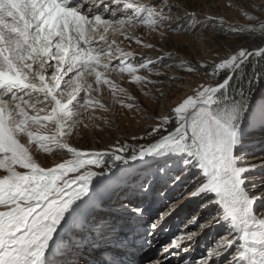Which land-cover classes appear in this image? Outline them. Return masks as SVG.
<instances>
[{
    "label": "snow or ice",
    "instance_id": "obj_1",
    "mask_svg": "<svg viewBox=\"0 0 264 264\" xmlns=\"http://www.w3.org/2000/svg\"><path fill=\"white\" fill-rule=\"evenodd\" d=\"M108 2L116 6L104 8L112 19L92 7L85 11L89 0H0V264H52L47 254L57 244L54 236L90 197L97 178L115 176L121 165L150 168L160 157H178L181 164L173 170L165 163L153 173L161 182L157 195L174 201L165 205L167 212L144 221L143 207L131 209L146 228L145 243H150L147 236L166 217L180 213L186 202L202 198L206 200L202 207L218 206L212 219L226 224L228 231L197 264H217L226 252L231 257L227 264H264V214L257 216L255 209L264 200V191L257 192L251 180L257 164L246 163L241 154L255 135L247 129L258 127L264 135V98L257 102L253 91L257 84L264 86V64H260L264 47H240L211 64L172 53L137 57L122 46L124 41L144 49L156 47L136 35L133 29L138 25L159 30L161 36L179 31L169 26L171 6L167 0L160 8L141 0ZM244 14L251 23L233 31L259 32L264 43V21ZM204 39L197 37L200 43ZM254 58L259 66L248 73L246 66ZM165 59L179 60L168 68L183 69L190 76L202 71L213 80L191 84L190 92L151 126L147 143L130 146L117 141L105 151L69 144L81 127L95 126L92 122L101 119L97 112L115 115L117 107L142 112L131 86L144 96L155 91L157 103L166 97L161 77L168 73L157 69ZM168 79L169 89L179 91L175 82L181 78ZM41 152H66L70 158L46 167L36 155ZM259 166L264 167V162ZM192 169L199 170L203 179L179 191ZM138 188L145 195L153 191L151 181ZM187 223H198V217L192 215ZM196 235L188 231L173 239L163 255L188 251L184 242Z\"/></svg>",
    "mask_w": 264,
    "mask_h": 264
},
{
    "label": "rangeland",
    "instance_id": "obj_2",
    "mask_svg": "<svg viewBox=\"0 0 264 264\" xmlns=\"http://www.w3.org/2000/svg\"><path fill=\"white\" fill-rule=\"evenodd\" d=\"M141 2L145 4H155L157 8L163 6L162 0H141ZM167 3L172 8L170 13L172 19L169 26L179 29V31H166L164 36H161L159 30L153 32L146 26L138 25L133 29L136 35L140 36L145 42L155 43L156 47L153 49H144L134 43L124 41L122 46L125 47L126 50L133 51L137 57L141 55L166 57L167 53H172L173 55L189 61L207 60L208 63L211 64L213 61L218 62L220 57H227L230 54H235V50H238L240 47H246L249 50L256 48L254 45L255 34L233 31V28L242 27L251 23L244 14L245 12H247L248 15L259 17L260 21H264V0H167ZM98 4L100 6L97 12L102 14L104 18L112 19L109 13L104 11V8L108 7L109 10H112L116 6L110 4L107 0H105L103 4L98 0ZM229 25L233 27L230 28ZM198 36H203L205 38L203 43L197 41ZM262 47H264V45ZM178 63L179 60L173 61L165 59L162 63L157 65V69L162 72H167L168 77H180L181 79L175 82V88L180 89L179 91L175 89L170 90L168 87L170 83L168 77H161V79L165 80V85L162 87L167 93V96L159 98V103H157L158 93L155 91H152L150 96H144L143 92L140 91L138 87L131 86L130 90L133 95L137 96L138 99L136 103L143 109L142 112L119 109L118 107L115 115L112 113L97 112L96 115L101 117V119H96L92 122L95 126L87 129L81 127L77 133H73L68 141L69 144L86 151H105L110 146H116L117 141L126 143L130 146L149 142L147 133L150 131L151 126L159 123V117L168 112L170 105L175 104L178 99L190 92L191 84L213 80L212 77H206L202 71L195 76H190L186 74L183 69L167 67V65ZM254 63H256V60H254ZM254 66L256 67L257 65ZM209 72H211V68H209ZM184 81L191 83H184ZM122 86L129 87L126 83L122 84ZM257 87L258 84L255 85L253 89L254 93L257 92ZM145 90L147 91L148 89ZM105 95H107V92H105ZM261 99L262 98L256 101L259 102ZM144 117L155 118L145 119ZM105 119L108 121L107 124L104 123ZM246 131L255 133V135L246 141L243 152L241 153L247 163L250 157L261 153L264 154V150L262 152L257 151L262 145L255 143L257 137L263 138L264 135L261 134L258 127L249 128ZM141 137H144V139H141ZM156 138L159 137L157 136ZM36 155L41 158L40 161L42 162V166L46 167H52L56 162H62L70 158L66 152L55 155H48L41 152ZM165 163L171 164L173 170H178L181 164L180 158L178 157H160L157 158L155 163H151L150 168L143 164H137L135 167L131 168L121 165V170L118 171L115 176L109 175L108 177L97 178V181L93 184L90 197L80 203L75 216L62 225V228L58 230V233L54 236V240H56L57 237L64 238L66 240L65 245L68 246L67 239L73 235L69 234L68 231L74 227L73 225L78 219L83 217L84 214L89 216L86 231L88 236L85 239L92 241L90 233L105 232V230H108L110 233L114 232L118 227L116 226L115 229H112L114 228L115 222H118L124 218V216L126 217L127 215L125 213L129 212V214H131V210L129 209H132L136 205H140L145 209L144 215L149 214L151 216V214H154L153 219H156L158 214L162 215L164 212H167L168 208L165 207V205L170 206L174 201L164 200L157 195V189H159L161 182L156 181L153 177L156 168L158 166H163ZM135 174L138 175L134 176ZM141 176L142 178H140ZM202 179L203 176L199 170L192 169L184 177V183L179 191H183L194 182H198ZM254 179L255 178L251 179L252 182L256 180ZM148 181L152 182L153 191L145 195L139 190L138 185L141 184V182L146 183ZM179 191L174 194L178 195ZM104 200L106 201L104 202ZM101 202H103L102 205H100ZM202 203H206V200L195 198L190 206L191 208L188 212H185L184 216L182 213L180 219L183 223H186L192 215L197 216L198 223L186 224L188 226L187 229L192 227L188 231L196 232L197 234L209 233L212 231L213 234L207 235V237L209 236L207 245L213 247V244L219 242L221 237L227 233L228 228L226 224H215L212 228L210 225L206 226L204 223L205 220L218 214V206L208 205L206 207H209L207 211H202ZM125 204L127 205L125 206ZM153 205H157L156 208H153ZM260 206L264 208V200L260 202ZM258 208L259 204L257 203L255 205L256 211ZM94 211L95 213L92 214ZM179 214H181V212ZM131 219L135 220L136 218L132 216ZM180 222L181 221L176 220L177 225L180 224ZM74 228L77 229L78 227L75 226ZM163 228L167 229L169 227L168 225H164ZM213 229L220 230V232H215ZM75 234H78V232L76 231L74 235ZM93 241L96 243V240ZM98 243L100 244V242ZM78 245L79 244H77V246ZM207 245L204 243V246ZM81 246L82 245H80V247ZM56 257L57 258H55L53 262H58L57 259L61 258L59 254ZM226 260L227 259L223 262Z\"/></svg>",
    "mask_w": 264,
    "mask_h": 264
},
{
    "label": "bare ground",
    "instance_id": "obj_3",
    "mask_svg": "<svg viewBox=\"0 0 264 264\" xmlns=\"http://www.w3.org/2000/svg\"><path fill=\"white\" fill-rule=\"evenodd\" d=\"M100 1V0H99ZM108 1V0H107ZM97 3H98V0H97ZM115 7V6H114ZM119 18V17H118ZM264 139V137L263 138H261L260 137V139L259 140H263ZM258 139H256V141H257ZM43 156V155H42ZM39 157V156H38ZM43 158V157H42ZM41 158L39 157V160H40ZM262 162H264V154L263 153H261V154H257V155H255V156H252V157H250L249 159H248V161H247V163H256L257 164V169H256V171L254 172V173H252L251 174V177H253V178H255L254 180V182H252V183H254L255 184V186H256V188H255V190L257 191V192H260V191H264V167H260L259 165L262 163ZM253 178H251V179H253ZM108 196V195H107ZM193 200L194 199H192V200H190V201H188V202H186V205H185V208H184V210H182L181 211V214H176V215H171V216H169V217H166L165 219H166V222H163V224L165 223H169V225H171L175 220H179V221H181L180 220V217H181V215H182V213L183 214H185V212H188V210L191 208L190 206H191V204H192V202H193ZM263 201V200H262ZM261 202V201H260ZM260 202H258V204H259V208H258V210L256 211V214H257V216H261L262 214H264V208L263 207H261L260 206ZM98 203V202H97ZM95 205H96V203H95ZM93 207V206H92ZM204 208V207H203ZM93 209V208H92ZM188 214V213H187ZM87 214H84L83 215V217H81L80 219H78L77 220V222L73 225L74 227L76 226V227H79V228H81V227H83V225L85 224V216H86ZM126 215H128V214H126ZM145 219L147 218L148 219V217H144ZM205 224H206V226H209L210 225V227L212 228L215 224H217V223H215V221L212 219V218H209V219H207V220H205V222H204ZM176 225H177V223H176ZM179 225V224H178ZM178 225L176 226V229H178L177 227H178ZM218 225V224H217ZM74 227H72V229L70 230V232L69 233H74L77 229H75ZM188 226L187 225H184L183 227H182V230H181V233L182 234H185L186 232H187V230L185 229V228H187ZM209 227V228H210ZM208 228V227H207ZM162 230H163V228H162V225L155 231V233L157 234V235H159V236H161L163 233H162ZM211 234H213V232L211 231V232H209V233H203V234H200V236L198 237V245H201V246H203L204 247V241H205V238L207 237V235H211ZM64 237V236H63ZM69 237V236H68ZM197 237H194L193 238V240H197ZM76 238V235H74V236H72V237H70V238H68L67 239V243L69 244L68 246L67 245H65L66 244V240L64 239V238H57L56 239V241H57V244H54L53 245V247L51 248V250H50V252L47 254L48 255V260L49 261H51L52 259H54V258H57L56 256L58 255V254H62V252H60V249H62L63 251H64V255H62L61 256V258H59V259H57V261L58 262H52V264H98V262H92V263H90L91 262V259L89 258V257H87L85 254H79V257H71V254H73L76 250H75V246L78 244V242H80V241H78V239H75ZM112 240L113 239H111V240H109L108 241V243H111L112 242ZM116 241H117V239H115ZM95 241H91L90 242V245H95L96 243L98 244V245H100L101 246V244L103 243V244H105V242H106V239H103V242L101 243V244H99L98 243V241L96 240V243H94ZM217 242V241H216ZM81 243V242H80ZM119 243V242H118ZM218 243V242H217ZM217 243H215V244H213V247H215L216 246V244ZM102 244V245H103ZM170 244V242H168V244L167 245H169ZM80 245V244H79ZM88 248H91V246H88ZM131 250L132 251H134V247H132L131 248ZM98 251H96V249L95 250H92L91 251V253H90V257L92 258V257H95V256H99V258H98V260H103V259H105V256L104 255H98ZM67 255V256H66ZM180 256V255H179ZM133 257H134V254H133ZM80 258V259H79ZM231 257H230V254L229 253H224L219 259H218V261H217V264H227V261L230 259ZM62 259V260H61ZM225 259H227L225 262H223ZM159 260H161V262H163L164 260H163V257H162V259H159ZM166 261V260H165ZM149 264H151V263H149Z\"/></svg>",
    "mask_w": 264,
    "mask_h": 264
},
{
    "label": "trees",
    "instance_id": "obj_4",
    "mask_svg": "<svg viewBox=\"0 0 264 264\" xmlns=\"http://www.w3.org/2000/svg\"><path fill=\"white\" fill-rule=\"evenodd\" d=\"M254 45H255V47H257V46H263L264 45V43H262L261 36H260V33L259 32L255 33ZM254 60H255V58L253 59V61H252L251 64H249L248 66H246V69L245 70L248 73H251L254 69H256L258 67V65L256 63H254ZM260 63L261 64H264V61H260ZM254 65H257V66L255 67ZM260 98H264V86L258 84L257 92H255V99L258 100Z\"/></svg>",
    "mask_w": 264,
    "mask_h": 264
}]
</instances>
